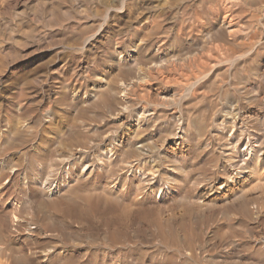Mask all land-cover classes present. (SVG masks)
I'll return each instance as SVG.
<instances>
[{"label": "rangeland", "instance_id": "rangeland-1", "mask_svg": "<svg viewBox=\"0 0 264 264\" xmlns=\"http://www.w3.org/2000/svg\"><path fill=\"white\" fill-rule=\"evenodd\" d=\"M257 7H259V9H257ZM260 9H261V11H260ZM258 11H260V12H258ZM229 12H230V14L227 15ZM259 15H260V17H259ZM225 16H227V17L225 18ZM229 16H231L230 17L231 19L229 18ZM263 16H264V0H0V124H3L7 120H9V121L14 120L15 118H17V119L19 118V120H21L20 121L21 124H24V125H22L23 130H21V134L20 135L16 134L17 136L13 135L14 137L19 136L17 138V140H16V138L11 137L12 138V139H10L11 141L6 143V146L4 145L1 147L2 149H0V151H2V153H0V154H3V152L5 150L9 149L8 151L4 152L6 155L3 154V156H8V154L10 153V155L13 156L12 161L15 162V163L12 162L13 165L15 164V167L17 165H19L16 167L17 168L16 170L18 171V172L17 171L15 172L16 175L15 174H13L12 176L10 175V178L13 177V179H10V181H12V182L9 181L6 184L5 195L3 197L0 196V210L2 209V212H0V217H2L3 215L6 216V215L10 214L11 210L13 209V208H11L12 206H10L8 204L5 205L2 202V201H4L3 200L4 197L8 198L10 196L15 201V204L13 206H15L16 207L15 209L18 210L16 215L20 218L21 222L23 224L28 225L29 227L35 226V229L37 227V229L38 230L40 229V231H42L43 234L46 233L45 236H41V237H38L36 239H33V242H32V240H27L29 242H27L26 240H23L22 243L19 242V244H17V242L15 240H13L14 239L13 235L15 234L14 232H16L18 230L24 231L26 229V226L23 225L24 227H22V226L18 227V228L16 227V230H14L15 227H13V228H11L12 229L11 232L3 231L2 236H4V237H1L0 244H2V246H5L4 250L6 251V253L9 254L11 251L10 249L16 250L18 253H20L21 251H24L27 253L26 255L29 256L28 261L26 263L35 264L38 261L36 259V257H37L36 253H38L40 251H46L48 249L51 250L52 248L57 249V248L63 247V248H66L67 250H69L68 253L70 254V256L76 254V255H74V257L72 256L73 258L72 257L68 258L69 262L67 261L68 260L67 258H65V259L60 258V259H57L58 261L57 260L43 261L40 264H64V263L65 264L66 263L67 264H72V263L73 264H93V263H96V264H109V263L118 264V262H110L113 260L109 261L110 250L108 251V248H106L104 246V242L106 240H105V237L103 236V233L105 230H107V228L104 224H106V220H107L108 216L110 215L109 212L111 211V209L114 208L112 205H114L116 207V209L120 205L119 209L121 211H124L123 210L124 208L122 207L123 205H121L122 204L121 202H119L118 200H115L113 198H110V195L108 196V198L106 197L107 201L114 202L115 204H119V203H121V204H119L117 206L114 203L109 204L106 201V204H108V207H107V205L104 206V204H105L104 199L105 198L102 197V194L100 195V189L98 188L99 183H106L109 181L115 182V179H116L118 182L117 183L118 187L120 188L122 185V187L119 189V195L122 192L121 197L125 198L124 201L125 200L129 201L130 199L132 201V202L129 201L130 202L129 208H131V210L134 212L132 213L131 210L128 208L129 214L132 213L131 216L134 215V218H136V220H139V222L136 221V224L138 223L137 225L134 223L132 225L130 224V228H129V233H130L129 236L130 237L132 236V238H130L132 243L129 247V251L131 250L130 253L132 252V258H134V260H135V258H138V261L140 258L144 260V261L142 260V262H143L142 263V262H140L141 261V259H140L139 263H141V264H146V263L147 264H169V263L170 264H237V262H238V264H264V250H263L264 248H261L260 244L258 243L259 238H261L262 235L264 236V231H262V230H264V198H263L264 196L258 197L259 200L255 204L256 206H253V211L255 210L254 213H255V215H257V217L259 216V219L254 216L253 220H252V218H250V219H248V221L247 220L240 221L241 219H240L237 211L229 209V208L224 210L222 208H219V204H217V207H215L216 209L213 208L212 210H203L204 213L202 212V214H203V215L201 214L202 217L200 216L198 219H196L195 216L193 215L194 211L191 210V207L194 206V202H195L194 199L196 197L195 193L199 189V187L197 188V186L193 185L191 182L188 183L189 182L188 179H187V181L185 179L182 180L184 182L181 181L179 183L178 182L174 183L175 181L171 177L164 176L163 174L161 175V171H159L158 174H155V176H154V179H156L155 181H160L163 184L168 183V187H170V189L171 188L176 189L177 192L175 193L174 197L172 196L171 198L169 197L167 199L166 198L162 199L160 197V193L158 191H154L153 193H150V195L148 192H144V188H143L144 185L142 184L143 183L142 180L140 183V179H139L140 177L136 178L135 175H134V177L133 176L131 177L130 174L132 172L129 169L127 170L128 167L127 168L124 167V166H126V165H124V163L125 162L127 163V160L129 158H130V160H129L130 162L139 158L140 159L139 160V167L142 169L143 176H145V178H150L151 176H153V175H150L149 177H147L145 174L146 172H148V173L152 172V170H150L152 167V162L148 163L149 160L156 162L158 164L159 168H161V169H165V166H166L165 163L162 164V161L159 159L160 155L158 153L147 152L146 148L140 152L141 158L137 154H133V156L135 157L134 159H132L133 156L129 157L128 159H127V157H124V156H120L119 158H117L114 161L116 164H118L117 162H119V163L122 162L121 164H118V168H117V166L114 167V165H115L114 162L111 163V162L106 161L107 162L106 163L105 162L106 159L104 158V156L102 155V152L100 150L102 148V140H103L101 138H103V135H108L109 137L108 136H106V137L108 139H112L118 133V129L116 128V125L112 121V117L115 114L114 112L117 110H115L116 109L115 106L110 105V102H106L110 98H112L111 96L108 95V93L105 92L106 95L103 94L105 96H103L102 94L101 95L99 94L101 92L100 90L102 88L100 90H97L99 93H97L96 90H95V92L90 91V87L94 84L95 85L98 84V82H99L98 78H95V76L96 77H97V75L99 76L102 73V71L103 72H105L106 70L109 71V72H105V73H107L106 74L107 77L110 78L112 76L113 77L115 76V78H117L116 81H119L121 79L125 80V79L121 78L123 76H124V78L127 76L128 78H126V80L130 81V78H134L136 76V74H134L132 71L127 69L129 67L131 68L130 65H132V68H136L137 64L140 65L139 62L142 61L141 67L145 68L147 65L148 59H149V58L147 59V57H151V55L153 56L152 53L155 54L154 57L156 59L157 58L158 59L166 58L165 56H162V55L165 53V51H168V49L170 50L173 48L174 50L173 49L172 50H173L174 54L172 53L173 57L170 58V59H172L171 60L172 62H170L171 64L167 67V68H171V70H169V71L164 70V72L161 75H159L160 77L156 75V77L153 78V80L152 79L149 80V82L151 84L149 82H146V83L140 84V86L136 85V87L134 86L133 88H131L130 91L126 94V96H127V97L125 96L126 100L128 99V102H131L129 104L133 105L132 110H131L133 115L135 113H137L138 111H140L141 105L142 104L144 105V103L146 104V102L149 101L148 99H150V100L153 99V96H154V92H153L154 88L153 87L159 86L162 88H170L171 90H174L177 92L179 91L178 93H181L180 91L183 90V88H184L183 86L187 83V80L194 77L195 73L197 72L196 69L202 68V70L206 69V70H204L205 72L210 73L208 75V77L206 78L205 83H204L205 84L204 85L205 91L208 88H209V90L206 91L207 96L202 99L205 104H206V102L209 103V109L204 110V113H203V110H201V109L199 111H195V109H196L195 106H198V103L193 104L195 102H188V101H183V103H182V106L184 104H185L184 106H187L189 104L191 105V103L194 105V106L189 105L190 107L187 106V108L189 107L188 108L189 110L187 109L188 112L186 111V113L188 114L189 112H192L191 110H194L192 112L193 114L192 113H189V114H190V117H194L198 120V121H196V124L201 126V128H204L202 125H204V126L206 125V122H207L206 120H208L209 119L208 116L210 117L211 115L212 116L209 120L214 118L216 121L218 120L217 122L221 121V119L224 117L223 112L226 111L231 106V101L235 100V99H236V101L239 100L241 102L240 103L238 101L239 104H241L243 107L249 108V110L251 111L249 113V115L251 114V116H252V117H249V119L251 120L249 123H253L254 122L253 119H255V114L258 110L256 107L257 103H253V101L250 100V103L248 104L249 101L245 102V100L242 99V95L240 92L242 91L241 86H243L244 84H245L244 86L247 90H248V88L250 89L253 85H256V82L258 83V81H259V79H258L259 77L257 78V76L255 75L256 71L259 68H261V69L264 68V63H263L264 62V56H263L264 54L262 55V53L264 52L263 51L264 50L263 49L264 48L263 47V45H264V36H263L264 35V28H263L264 27L263 26L264 25V19H263ZM218 18H220V19H218ZM222 18H224V19H222ZM232 19H234V20L232 21ZM248 19H250V20H248ZM215 20H217V21H215ZM224 20L226 22H228V24H231L230 28L232 27L231 29H233L229 33L226 32V27H227V30H229L228 29L229 25L224 24L223 26H221V24L223 23ZM257 21H259V22H257ZM238 23H240V24H238ZM256 24H257V26H256ZM243 25H245V26H243ZM237 27H239V29H237ZM217 30H219V31H217ZM237 30H239V31H237ZM244 32H247L246 35H244L245 34ZM230 33H231V35H230ZM254 33H256V34H254ZM246 36H247V38H246ZM228 37H230V38H228ZM219 39H221V40H219ZM226 40H227V42H226ZM238 40H239V42H238ZM257 43H259V44H257ZM134 44L135 45L136 44H139V45L143 44L141 48L142 49L145 48V50H141V48L138 50L140 52L142 51L141 52L142 55H141V53H139V52L138 53H139V58L142 57L143 60L141 58L139 60V58H138V60L134 63L128 62V63H125V65L124 64L118 65V63H116V61H114L117 58V56L119 55L116 53L118 51H121V50L133 51L131 48H133L132 46H134ZM169 47H171V48H169ZM128 48H130V49H128ZM146 48H149V49H146ZM166 48H168V49H166ZM259 48L262 50V53L260 54V56H259V53H260ZM146 50H147V52H146ZM143 51H145L146 53L145 52L143 53ZM176 54L177 55L179 54V56H181V54H182L181 58L179 56H177ZM159 55H161V56H159ZM185 55H187V56L189 55L191 58L189 56L186 57ZM255 55H257V56H255ZM233 56H235V57H233ZM236 56H239V57H237L236 61L232 62L233 60H231V58L232 59L236 58ZM192 58H194V62H193ZM240 58H242V59H240ZM260 58H261V60H260ZM181 59H183V60H181ZM191 59H192V61H191ZM176 60L178 62H176ZM182 61L183 62L185 61L184 62L185 64H183ZM255 61H257V62H255ZM189 62H191L192 64ZM186 63L189 67L186 65ZM255 63L258 65H256ZM126 64L129 66H127ZM144 64H146V65H144ZM175 64H176V66H175ZM189 64H191V66ZM259 64H261V65L259 66ZM120 65H123V66L121 67ZM184 65H186V66H184ZM253 65H256V66L254 67ZM250 66H251V68L253 67L252 68L253 70H251L249 68ZM118 67H120L121 69L125 68V70L127 69L129 71V73L130 72L131 73L129 74L128 71L127 70L125 71L124 69H123L124 72L122 70L120 71L119 70L120 68L118 69ZM177 68L179 69V73H178ZM192 68L194 69V73L192 71ZM236 68H249L248 69L249 71H247V74L250 77L248 76L247 80L244 79L246 76L244 75L242 69H239L238 72H236ZM223 69H225L226 71ZM181 70L184 72H182ZM185 70H186V72H185ZM187 70L189 71V73ZM115 71H119V72L115 73ZM165 71L168 74H166ZM170 71H172V72H170ZM121 72H122V74H121L122 76L120 75ZM126 72L129 75H127ZM174 72H175V74H174ZM213 72L214 73L217 72V75L214 74ZM184 73H187V74L185 75ZM192 73L194 75H192ZM223 73H224V75H223ZM258 73L259 72L257 71V75H258ZM116 74H118V77ZM183 74H184V76H183ZM187 75H189L188 79L185 77ZM176 76H178L179 78H177ZM181 76H183L185 78L182 77V79L180 80ZM163 77H166L165 80L163 81V83H165V84L160 82L161 78H163ZM169 77H172V78L176 77L177 81H176V78L173 79V81L177 82L176 83L177 85L175 83H173V81L171 82L170 81L171 78H169ZM240 77H242V78H240ZM212 79H213V81L211 82ZM242 79H243V81H242ZM97 80H98V82H96ZM154 80H156V81H154ZM178 81L179 82L181 81L180 82L181 84H178L179 83ZM248 81L249 82L251 81V82L248 83ZM166 82H170V83H168L169 86L167 85ZM183 82H184V84H182ZM171 84H172V86H171ZM213 84H216L217 87H216V85H215V87H213L214 86ZM227 84H229V85H227ZM241 84H243V85H241ZM210 85H211V87H210ZM137 86H138V88H137ZM207 86H209V87L207 88ZM223 87L225 88V90ZM134 88L136 90H134ZM213 88L217 89V90H213ZM137 89H139V91ZM141 89H144V90H141ZM140 90H141V92H140ZM210 91H211V93H210ZM73 93L76 94L77 96L74 95ZM78 93H79V95H78ZM145 93H147V94H145ZM225 93L227 94L226 97H225V95H226ZM66 94H68L69 97L66 96ZM70 94H72L73 96ZM219 94H221V95H219ZM222 94H224V96ZM141 95H142V97H141ZM81 96H82L83 100L81 99ZM143 96H145V97H143ZM146 97H148V98H146ZM207 97H208V99H207ZM210 97L212 99H210ZM217 97L219 98L218 99L219 101L217 100ZM67 98H69V99H67ZM107 98H108V100H107ZM129 98H131V99L133 98L134 101H133V99H132V101H130ZM142 98H144V99H142ZM222 99H223V102L225 101L224 103L221 102ZM70 100H71V102L72 101L73 102L70 103ZM141 100H143V101H141ZM205 100H206V102H205ZM74 101L76 102V104ZM187 102L189 104H187ZM202 103L200 102V104H202ZM216 104H217V106H216ZM137 105H139V106L136 107ZM79 106H81V107H79ZM17 107H20V108H17ZM102 107L103 108L105 107V109H102ZM110 107H112V108H110ZM130 107H131V105H130ZM191 107H192V109H191ZM193 107H194V109H193ZM198 107L202 108V107H204V104H202ZM80 108H83L84 111H82V109H80ZM111 109L113 111L114 110L115 111L112 112ZM129 109H131V108H129ZM134 110H135V112H134ZM81 112H82V114H81ZM199 112L202 113V115ZM210 112L213 114H211ZM198 113H199V115H198ZM208 113H209V115H208ZM161 114L162 113L159 114L160 117L158 116V114L154 115L155 117L154 116L147 117L148 119L151 117L149 120L147 119L145 121V122H148V124L151 123V121L155 122V123L157 121L156 124H154V123L149 124V128H150L149 133L150 134L157 135L159 132L162 133L166 129V127L173 128V126H176V124H175L176 121H175V119H172L173 117L171 115L168 114V115L163 116ZM18 115H19V117H17ZM110 115H112V116H110ZM200 115H201V117H200ZM6 116L7 117L10 116V118H6ZM44 116L48 120L45 119ZM202 116L204 117V119ZM12 117L13 118L15 117V118L13 119ZM41 117L45 121L43 119H41ZM49 118L50 119L52 118V119L49 120ZM155 118L157 120H155ZM201 118L204 121H202ZM143 119H145V118L143 117ZM153 119L155 121H153ZM255 121H256V119H255ZM37 122H39V123H37ZM47 122H48V124H47ZM197 122L201 123V125ZM221 122L219 125L223 129H225L224 130L225 136H224L223 142H222L223 145H221V146L227 147L229 145V142L231 141V139L229 138V133H231L230 130H231L232 126L230 127L229 124H222ZM40 123H41V126H40ZM25 124L27 126H25ZM57 125H59V126H57ZM28 126H30V129L28 128ZM43 126H45L44 128H46L45 133H44V131H42ZM56 126L59 129H61L60 134H59V132L57 133L58 129ZM62 126H63V128H62ZM24 127L29 129V130L25 129ZM62 129H64V130H62ZM151 129H152V131H151ZM238 129H239L238 126H235V130H238ZM52 131H53V133H52ZM146 131H148V130H146ZM226 134L228 137L226 136ZM23 136H24V138H23ZM20 137H22V138H20ZM226 138H227V140H226ZM28 139H30V140H28ZM12 142H13V145H12ZM63 142H64V145H63ZM9 143H11L10 146H9ZM61 145H63V146L61 147ZM65 145H67V146H65ZM74 146L76 148L81 149L84 152V155L86 157L85 159L89 158L87 160L91 163L92 166H95V167H93L90 175L86 178L84 176L82 178V180L80 179V182L75 181L76 184L72 183V185L70 186L71 188L68 187V188H65V190H62L64 192L61 191L60 194L55 197L57 199H55L53 197L51 200L50 199L48 200L50 202L53 201L51 203L56 202V201H54V199L57 200L56 203L61 202L60 204L58 203L57 206L55 204L52 207V204L50 205V203L46 202V205L48 204L47 205L48 207L45 206V208L43 207L41 209L37 206H34L35 205L34 203L31 205L32 208L23 207L22 206V200H21V192L19 191L20 181H18L19 179L22 178L21 174L24 172L23 173L24 176H28V177L36 176L39 168L41 167V164L43 163V162L41 163V160H42L41 157H43L42 156L43 153L49 154L50 153L48 151L49 149L51 151L52 156L55 152H57L56 153L57 156L63 155V152L65 153L66 156H69L71 154L72 150L75 149ZM84 146H86V147H84ZM5 147H7V148H5ZM10 147L11 148L13 147L12 148L13 150L10 149ZM35 147H36V149H35ZM43 147L49 148V149L45 150V148H44V150H43ZM39 148H41V150ZM61 148H62V150L64 149L63 152H62ZM70 148H71V151L69 152ZM14 150L16 151V153ZM57 150L60 151V154H58L59 152ZM213 150L210 151V153H213V154H211L212 159H211V157H209L210 159H207L205 157L202 158L201 163H203V160H205L204 164L205 165L207 164V166L204 165V167H203L204 169L202 168V170H206V171H204L205 174L201 175V177L204 175L203 176L204 180H203V178H201L202 181H204V183H207L208 181L210 182V180H211L210 179L211 178L210 172H212V173H220V172L224 173V171H220V169L222 170V168L220 166V162H222V161L225 162L226 157L223 156L224 154L222 153L220 148H216ZM232 153H234V152H232ZM56 155L54 154V156H56ZM213 155H215L216 158H214ZM216 155H218V156H216ZM34 157H36V158H34ZM39 157L41 158V160ZM100 157H101V159H100ZM217 157H219V158H217ZM124 158H126V160ZM98 159L100 161H98ZM215 159H219V160H215ZM16 160L18 161V164H16L17 163ZM87 160L81 161L83 163H81V162L80 163L76 162L77 164L75 163L76 167L78 168L77 169L78 171H79V168L81 170L83 169L84 162ZM210 160L212 163L210 162ZM212 160H214V161H212ZM206 161H208L209 163ZM215 161H217V162H215ZM147 163H148V165H147ZM210 163L212 164V166ZM213 163L214 164L216 163V164L213 165ZM109 164H110V166H109ZM149 164H151V165H149ZM209 164H210V166H209ZM64 165L61 166V170L59 171L60 173L59 172L57 173V177L54 180H57V178L61 177V175L62 176L65 175V173H66L65 170H67V171L70 170L69 165H66V164H64ZM111 165H113V167ZM217 165H218V169H215V167ZM121 166L124 167L123 168L124 171L121 168ZM101 167H103V168H101ZM110 167H111V170H112V168L114 170L113 174H112L113 170L111 171ZM149 167H150V169H149ZM115 168H117L118 170L117 169L115 170ZM213 169H215V170H213ZM81 170H80V172H81ZM121 171H122V173H121ZM27 173H28V175H27ZM137 173H139V172H137ZM122 175H123V178H122ZM126 175L128 176L127 177L128 179L124 178ZM205 175H207V177ZM109 177L110 178L112 177V179H110ZM164 177H166V178H164ZM168 177H169V179H167ZM104 178L105 179L108 178L107 179L108 181L105 180ZM83 179H84V181H83ZM131 179L134 181H132ZM165 179H166V181H165ZM119 181H120V183H119ZM131 181L134 183V185ZM77 183H78V186H77ZM135 183H137L136 186H135ZM171 184H173V185L169 186ZM12 185H14V186H12ZM79 185H81V187H79ZM87 185H88V187H87ZM128 185L130 187H128ZM74 186H77V187H74ZM92 186L95 188H93ZM72 187H74V188H72ZM184 187H186V188L189 187L190 189L189 190H188V188L184 189ZM194 187H196V188H194ZM75 188H76V190H75ZM82 188H84V190L86 192ZM191 188L193 189V191ZM10 189H12V191ZM17 190H18V193L20 195L17 193ZM72 190L74 193L73 195H72V193H70ZM77 190L79 192L81 190V192L79 193ZM87 190H90V191L87 192ZM96 190H98V192H96ZM182 190L183 191L185 190V193H183ZM7 191L9 193H11L12 196ZM82 191L85 194L84 196H83ZM135 191H137V192H135ZM128 192L130 195L128 194ZM76 194L78 195V197ZM138 194H142V195H138ZM97 195H98V197L96 198ZM132 195L134 197H132ZM176 195L178 198L176 197ZM61 196L64 197V198L62 197V199L64 201L67 200L72 205H70L68 202H67L68 204H66V202L64 203L63 200H61V198L59 199V197H61ZM80 196H81V198H79ZM143 196H145V198H143ZM184 196H185V199H184ZM91 197H93V198H91ZM135 197L137 198V200L139 198V200L137 201ZM180 197L182 199H180ZM100 198L101 199L103 198V199L101 200ZM109 198H110V200H108ZM85 199H88L89 201H87ZM154 199H157V200L154 201ZM160 199H161V201H160ZM173 199H174V201H173ZM177 199H178V201H177ZM189 199H191V200H189ZM99 200H101L104 203V204H102V202L100 201L101 202L100 204L102 207L99 205V203L96 204L97 201H99ZM72 201H73V203L75 202L74 207H75L76 203L77 204L79 203V204L76 205V207L74 208L73 203H71ZM144 202H147V204ZM186 202H189L190 204H188ZM19 203H21V204H19ZM61 204H63V205L61 206ZM65 204H66V206H65ZM154 204H156L155 207H154ZM67 205H68V207H67ZM91 205H93V206L91 207ZM140 205H143V207L141 206V208H140ZM151 205H153V206H151ZM54 206H56V208H54ZM70 206H71V208H69ZM103 206L106 210L103 208ZM145 206L148 209L152 208V210L151 209L148 210L145 208L146 210L141 213V211L144 209ZM148 206L149 207L151 206V207L149 208ZM22 207H23V209H22ZM65 207L69 208L73 214H71L69 209H64ZM121 207H122V209H121ZM153 207L156 208V211L159 210L157 212V214H156V211L154 210ZM90 208L92 210L93 209H96V210H93V212H92V210ZM139 208H140V210L141 209L142 210L140 211ZM160 208H161V210H160ZM165 208L168 210H165V212H164ZM258 208H260L259 209L260 211L258 210ZM89 209L91 210V212ZM102 209H104V210H102ZM188 209H190V210H188ZM39 210H42V211L39 212ZM81 210L84 212H78ZM99 210L102 213H100ZM170 210H172L173 212ZM213 210H214V212H213ZM75 211L77 213H79V215ZM94 211H96V213ZM147 211L148 212L153 211V214H152V212L148 213ZM209 211H210V213H209ZM257 211H259V212H257ZM86 212L87 213L90 212V213L88 215H86V214H84ZM103 212H105L104 213L105 216L101 215V214H103ZM106 212H107V215H106ZM226 212L227 213L230 212L229 213L230 216ZM68 213H70V214H68ZM98 213H100V214H98ZM146 213H148V214H146ZM212 213H214V215ZM75 214H77L78 216H76ZM173 214H175L174 217H171L170 215H173ZM190 214H191V216H190ZM215 214H216V216H215ZM232 214L234 217L231 216ZM235 214H237V215H235ZM99 215H100V217H99ZM153 215H155L154 218H153ZM5 216H3L2 219H4ZM158 216H162V217L159 218ZM163 216H165V217H163ZM205 216L207 219H205ZM217 216H218V218H217ZM222 217H224V218H222ZM235 217H236V219H235ZM260 217H261V219H260ZM144 218L148 219L146 222H149V221L154 220V219L157 220L159 218L157 221L160 224L157 223V221L156 222L152 221V223L149 222V224L151 223V225H149L148 223L144 222L145 221ZM160 219H162V220H160ZM163 219H165L166 221H163ZM222 219H224V220H222ZM233 219H234V221H233ZM25 220H27V221L25 222ZM205 220H206V222H205ZM250 220H251V224H250ZM2 221H0V222H2ZM162 221H163V223H162ZM198 221H199V223L201 221H204V222H201L199 224ZM208 221L211 223L212 222H214V223L210 224L211 225L210 226ZM230 221H232V222H230ZM261 221H262V223H260ZM143 222L146 224H144ZM239 222H241L243 224H241ZM139 223H140V225H139ZM161 223L163 225H161ZM171 223H173V224H171ZM2 225L3 224L0 223V229L2 228ZM156 225H158V226H156ZM169 225L171 227H169ZM251 226H253V227H251ZM146 227H147V229H146ZM176 227H178V228H176ZM41 228H43V229H41ZM154 228H157V229L153 230ZM248 228H249V231L247 230ZM69 229H71V230L77 229V232L69 234ZM162 229H163V232H162ZM169 229H170V231H172L173 236L175 235V237H173V240H171L172 243L171 242L169 243V247L166 248L164 246V244L162 243L161 239L163 240L168 236V231H166V230H169ZM178 229L182 230L183 232L179 231ZM52 230H54L53 233H50V231L52 232ZM60 230H62V231L60 232ZM152 231H154V232H152ZM86 232L87 233L90 232V233L87 234ZM76 233H78V234H76ZM96 233H98V235H96ZM105 233L107 234L106 231H105ZM133 233H134V235H133ZM207 233H208V236H207ZM9 234H10V236H9ZM60 234H62L63 236L61 237ZM162 234H164V235H162ZM86 235H88V237ZM91 235H93V236H91ZM156 235H157L158 239L156 238ZM177 235H178V237H177ZM70 236H71V238H70ZM73 236H75L76 238ZM212 236H213V239H212ZM77 237H78V239H77ZM214 237H215V239H214ZM4 238L6 241H4ZM102 238H103V240H102ZM135 238H136V240H134ZM139 238H141V239L139 240ZM239 238H241V239H239ZM154 239H156L157 242H155ZM159 239H160V242L158 241ZM222 239H223L224 243H223ZM224 239H227V241ZM229 239H230L231 243L229 242ZM63 240H65V241L63 242ZM233 240H235V242ZM2 241H4V242H2ZM12 241H13L14 245L12 244ZM175 241H176V245H175ZM5 242L7 243V245H5L6 244ZM68 242H69V244H68ZM225 242H226V244H225ZM9 243H11L10 247H9ZM186 243H188V244H186ZM21 244L23 246H21ZM220 244H222V246ZM251 244H253L255 247ZM52 245H53V247L51 248ZM249 245H250V247H249ZM12 246H14L15 248ZM26 246L27 247L29 246V248H27ZM146 246H147V248H146ZM171 246H173V247H171ZM16 247H17V249H16ZM172 248L173 249L175 248L176 250L175 249L173 250ZM251 248H252L253 252H252ZM147 250H149V251L151 250L152 252L153 251L154 252H153V254L151 252V254H152L151 255L150 252H148ZM186 250H189V252H190L188 254V256L184 254ZM257 250L259 251V253ZM178 251L182 257L179 255ZM139 252H140V254H139ZM141 252L144 254H141ZM173 252H174V254H173ZM102 253H105V254H102ZM138 254H139V256H138ZM175 254H176V258H175ZM143 255H144V257H143ZM224 255H225V257H224ZM104 256H105V258H104ZM152 256H153V258H152ZM164 256H165V258H164ZM167 256L168 257L170 256V257L168 258ZM158 257L160 259H158ZM173 257H174V259H173ZM177 257L178 258L180 257V258L178 259ZM258 258H259V260H258ZM3 259H5L4 256L0 257V261L4 262L5 260H3ZM76 259L77 260L79 259V261H77ZM97 259H98V261H97ZM162 259H163V261H162ZM165 259H167V260L165 261ZM74 261H75V263H74ZM86 261H87V263H86ZM155 261H156V263H155ZM159 261L160 262L162 261V262L159 263Z\"/></svg>", "mask_w": 264, "mask_h": 264}, {"label": "bare ground", "instance_id": "bare-ground-1", "mask_svg": "<svg viewBox=\"0 0 264 264\" xmlns=\"http://www.w3.org/2000/svg\"><path fill=\"white\" fill-rule=\"evenodd\" d=\"M260 7V6H259ZM259 7H257V9H259ZM226 8V7H225ZM260 11H261V9H260ZM260 11H258V12H260ZM226 12V11H225ZM263 12V11H262ZM255 13V12H254ZM107 14V13H106ZM230 14V12L227 14V15H229ZM259 14V13H258ZM257 14V15H258ZM226 15V14H225ZM222 17V16H221ZM224 17V16H223ZM227 16H225V18H226ZM231 16H229V18H230ZM259 17H260V15H259ZM258 17V18H259ZM262 17V16H261ZM235 18V17H234ZM218 19H220V18H218ZM222 19H224V18H222ZM221 19V20H222ZM231 19V18H230ZM261 19V18H260ZM263 19H264V16H263ZM234 19H232V21H233ZM248 20H250V19H248ZM215 21H217V20H215ZM256 21V20H255ZM260 21V20H259ZM259 21H257V22H259ZM263 21V20H262ZM222 22V21H221ZM256 22V23H257ZM231 23V22H230ZM224 24H227V25H229V27H228V29L229 30H227V27H226V32H231L233 29H231L230 28V25L231 24H228V22H226L225 20L223 21V23L221 24V26H223ZM238 24H240V23H238ZM217 25V24H216ZM261 25V24H260ZM219 26V25H218ZM243 26H245V25H243ZM256 26H257V24H256ZM264 26V25H263ZM225 27V26H224ZM102 28V27H101ZM264 28V27H263ZM218 29V28H217ZM237 29H239V27H237ZM242 30V29H241ZM261 30V29H260ZM217 31H219V30H217ZM216 31V32H217ZM237 31H239V30H237ZM255 31V30H254ZM253 32V31H252ZM261 32V31H260ZM245 34L244 35H246V33L247 32H244ZM257 33V32H256ZM256 33H254V34H256ZM260 34V33H259ZM230 35H231V33H230ZM242 35V34H241ZM229 36V35H228ZM260 36V35H259ZM264 36V35H263ZM223 37V36H222ZM233 37V36H232ZM220 38V37H219ZM228 38H230V37H228ZM246 38H247V36H246ZM252 38V37H251ZM263 39V38H262ZM219 40H221V39H219ZM245 40V39H244ZM259 40V39H258ZM223 41V40H222ZM247 41V40H246ZM226 42H227V40H226ZM233 42V41H232ZM238 42H239V40H238ZM257 42V41H256ZM252 44V43H251ZM257 44H259V43H257ZM263 44V43H262ZM143 45V44H142ZM142 45H139V44H134V46H132L133 48H131L133 51H131V50H129V51H124V50H121V51H118L116 54H119L118 56H117V58L114 60V61H116V63H118V65L119 64H124L125 65V63H128V62H132V63H134V62H136L137 60H138V58H139V53H141L140 51H138L141 47H142ZM255 45V44H254ZM253 46V45H252ZM257 46V45H256ZM260 47V46H259ZM263 47H264V45H263ZM130 48H128V49H130ZM144 48V47H143ZM169 48H171V47H169ZM255 48V47H254ZM146 49H149V48H146ZM159 49V48H158ZM166 49H168V48H166ZM173 49V48H172ZM172 49H168V51H165V53L162 55V56H165L166 58H160V59H156L154 56H155V54L154 53H152L153 54V56L151 55V57H147V59H148V62H147V65L146 64H144V65H146V67L145 68H142L141 67V63H142V61H138L139 63H140V65H138L137 64V67L136 68H132V65H130L131 66V68L129 67V68H127L128 70H130V71H132L134 74H136V76L134 77V78H130V81H128V80H126V78H128L127 76L124 78V76L123 77H121V78H123V79H125V80H119V81H116V79L117 78H115V76L113 77H107V73H105V72H109V71H105V72H103L102 71V73L98 76L97 75V77L95 76V78H98V80H99V82H98V80L96 81V82H98V84H94V85H92L91 87H90V91L91 92H95V90H96V92L97 93H99L97 90H100L101 88V92L99 93L100 95L102 94H105V92L106 93H108V95L109 96H111L112 98H110L109 100H108V98H107V100L108 101H106V102H110V105L112 106H115L116 107V109L115 110H117V111H113L112 109V112H114L115 114L113 115V117H112V121L114 122V124L116 125V128L118 129V133L114 136V138H112V139H108L106 136H108V135H103V138H101V139H103L102 140V148L100 149L101 150V152H102V155L104 156V158L106 159L105 160V162L106 161H108V162H111V163H113L117 158H119L120 156H124V157H127V159L129 158V157H132L133 156V154H137L138 156H140V152L143 150V149H145L146 148V151L147 152H151V153H154V152H156V153H158L160 156H159V159L162 161V164L163 163H165V169H161V168H159V166H158V164L156 163V162H154V161H151V160H149L148 161V163L149 162H152V167H151V169H150V167H149V169L150 170H152V172L151 173H148V172H146L145 174H146V176L147 177H149L150 175H153V176H151L150 178H145V176H143V171H142V169L139 167V158L138 159H135V160H133V161H129L130 160V158L127 160V163L125 164L124 163V165H126V166H124V167H128L127 168V170L129 169L132 173L130 174L131 175V177L133 176L134 177V175H135V177L137 178V177H140L139 179H140V183H141V180H142V184L144 185V192H148L149 193V195H150V193H153L154 191H158L159 193H160V197L163 199V198H171L172 196L174 197V195H175V193L177 192V190L176 189H174V188H171L170 189V187H168V183L167 184H163L162 182H160V181H155L156 179H154V176H155V174H158V172L159 171H161V175L163 174L164 176H169V177H171L174 181V183H176V182H181L182 180H186L187 181V179H188V183H192L193 185H195V186H197V188L199 187V189L196 191V193H195V202H194V206H192L191 207V210L192 211H194V213H193V215L195 216V218L196 219H198L200 216H201V214H202V212L204 213V211L203 210H212L213 208H215V207H217V204H219V208H222V209H224V210H226L227 208H229V209H232V210H235V211H237L238 212V214H239V217H240V221H244V220H247L248 221V219H250V218H252V220H253V218H254V216L255 217H257V215H255V213H254V211H253V206H256L255 204L257 203V201L259 200V198L258 197H261V196H264V68L263 69H261V68H259L257 71L259 72L258 73V75H257V71H256V76H257V78L259 79V81H258V83L256 82V85H253L250 89L248 88V90L245 88V84L243 85V84H241V85H243V86H241L242 87V91L240 92L241 93V95H242V99H244L245 100V102L247 101H249L248 102V104L250 103V100H252L253 101V103H257V112H256V114H255V119H256V121H255V119H253L254 120V122L253 123H249L251 120L249 119V117H252L251 116V114L249 115V113L251 112L250 110H249V108H245V107H243L241 104H239V102L238 101H236V99L235 100H232L231 101V106L226 110V111H224L223 113V115H224V117L221 119V121H219V122H217L213 117V119H211V120H209L210 118H211V114H213V113H211L210 115V117L208 116V120H206L207 122H206V125L204 126V125H202L204 128H201V126H199L198 124H196V121H198L196 118H194V117H190V114L189 113H192L194 110H191L192 112H189L188 114L186 113V111H187V109L190 107V106H192L193 104H196V103H198V106H200V105H202V104H204V107H202V108H200V107H198V106H195L196 107V109H195V111H199L200 109L201 110H203V113H204V110H208L209 109V103L208 102H206V100H205V102H206V104L203 102V98H205L206 96H207V90H209V86H207V90L205 91V80H206V78L208 77V75L210 74V73H207V72H205L204 70H206V69H204V70H202V68H197L196 69V73H195V75L193 74L194 73V69L192 68V71H193V73H192V75H194V77L193 78H191V79H188V76L189 75H187V76H185L187 79V83L183 86L184 88H183V90L182 91H180L181 93H178L177 91H174V90H171L170 88H162V87H159V86H156V87H153L154 89V96H153V99H148L149 101H147L146 102V104L144 103V105L142 104H140L141 105V109H140V111H138L137 113H135L134 115H133V113H132V104H129V103H131V102H128V99L126 100V98H125V96H126V94L130 91V89L131 88H133L134 86L136 87V85H139L140 86V84H142V83H146V82H149V80H153V78H155L156 77V75L157 76H159V75H161L163 72H164V70H167V71H169V70H171V68H167L171 63L170 62H172L171 60L172 59H170V58H172L173 57V50ZM260 49V48H259ZM264 49V48H263ZM141 50H145V48L144 49H142L141 48ZM176 50V49H175ZM261 50V49H260ZM259 50V56H260V54L262 53V50L260 51ZM238 51V50H237ZM253 51V50H252ZM264 51V50H263ZM139 52V53H138ZM145 51H143V53H144ZM146 52H147V50H146ZM145 52V53H146ZM182 52V51H181ZM241 52V51H240ZM245 52V51H244ZM173 53V54H172ZM176 53V52H175ZM187 53V52H186ZM242 53V52H241ZM247 53V52H246ZM236 54V53H235ZM257 54V53H256ZM264 54V52L262 53V55ZM141 55H142V53H141ZM144 55V54H143ZM146 55V54H145ZM177 55V54H176ZM244 55V54H243ZM258 55V54H257ZM257 55H255V56H257ZM261 55V56H262ZM159 56H161V55H159ZM177 56H179V54L177 55ZM176 56V57H177ZM181 56H182V54H181ZM181 56H179L180 58H181ZM186 57H188L187 55H185ZM241 56V55H240ZM264 56V55H263ZM184 57V56H183ZM185 57V58H186ZM190 57V56H189ZM233 57H235V56H233ZM237 57H239V56H236V58H231V60H233L232 62H234V61H236V59H237ZM242 57V56H241ZM142 60H143V58L142 57H140ZM140 58H139V60H140ZM191 58V57H190ZM189 58V59H190ZM258 58V57H257ZM263 58V57H262ZM112 59V58H111ZM188 59V58H187ZM193 59V62H194V58H192ZM192 59H191V61H192ZM240 59H242V58H240ZM181 60H183V59H181ZM260 60H261V58H260ZM145 61V60H144ZM187 61V60H186ZM190 61V60H189ZM251 61V60H250ZM249 61V62H250ZM253 61V60H252ZM137 62V63H138ZM176 62H178L177 60H176ZM183 62V61H182ZM185 62V61H184ZM183 62V64H185ZM188 62V61H187ZM254 62V61H253ZM252 62V63H253ZM255 62H257V61H255ZM144 63V62H143ZM189 63H191V62H189ZM229 63V62H228ZM243 63V62H242ZM264 63V62H263ZM131 64V63H130ZM136 64V63H135ZM177 64V63H176ZM176 64H175V66H176ZM192 64V63H191ZM191 64H189L190 66H191ZM233 64V63H232ZM254 64V63H253ZM256 64V63H255ZM114 65V64H113ZM116 65V64H115ZM117 65V66H118ZM127 65V64H126ZM186 65H187V63H186ZM186 65H184V66H186ZM243 65V64H242ZM256 65H258V64H256ZM256 65H253L254 67L256 66ZM261 64H259V66H260ZM116 66V67H117ZM121 67L123 66V65H120ZM127 66H129V65H127ZM135 66V65H134ZM133 66V67H134ZM188 66V65H187ZM232 66V65H231ZM230 66V67H231ZM258 66V67H259ZM171 67V66H170ZM189 67V66H188ZM234 67V66H233ZM120 67H118V69H119ZM251 70H253L252 68H251V66L249 67ZM249 68H236V72H238V70L239 69H242V71H243V73H244V75L246 76L244 79H246L247 80V78H248V74H247V71H249L248 69ZM110 69V68H109ZM108 69V70H109ZM114 69V68H113ZM124 70H125V68H123ZM123 69H119L120 71L122 70L123 71ZM126 69V70H127ZM181 69V68H180ZM189 69V68H188ZM229 69V68H228ZM232 69V68H231ZM102 70V69H101ZM116 70V69H115ZM125 70V71H126ZM127 70V71H128ZM177 70H178V73H179V69L177 68ZM223 70H225V69H223ZM250 70V71H251ZM182 71V70H181ZM188 71V70H187ZM214 71V70H213ZM226 71V70H225ZM116 72H119V71H115V73ZM124 72V71H123ZM166 72V71H165ZM170 72H172V71H170ZM182 72H184V71H182ZM185 72H186V70H185ZM191 72V71H190ZM210 72V71H209ZM112 73V72H111ZM128 73H129V71H128ZM131 73V72H130ZM129 73V74H130ZM188 73H189V71H188ZM214 73V72H213ZM230 73V72H229ZM254 73V72H253ZM119 74V73H118ZM118 74H116L117 75V77H118ZM122 74V72L120 73V75ZM125 74V73H124ZM126 74H127V72H126ZM125 74V75H126ZM129 74H127V75H129ZM166 74H168L167 72H166ZM174 74H175V72H174ZM182 74V73H181ZM180 74V75H181ZM185 75L187 74V73H184ZM184 74H183V76H184ZM191 74V73H190ZM212 74V73H211ZM214 74H216L217 75V72L216 73H214ZM114 75V74H113ZM155 75V76H154ZM177 75V74H176ZM213 75V74H212ZM223 75H224V73H223ZM122 76V75H121ZM132 76V75H131ZM167 76V75H166ZM172 76V75H171ZM179 76V75H178ZM178 76H176L177 78H179ZM183 76H181V78H180V80L182 79V77ZM211 76V75H210ZM214 76V75H213ZM229 76V75H228ZM235 76V75H234ZM255 76V77H256ZM120 77V76H119ZM130 77V76H129ZM160 77V76H159ZM176 77H174V78H172V77H169V78H171V82L173 81V79H175ZM185 77H183V78H185ZM212 77V76H211ZM215 77V76H214ZM230 77V76H229ZM237 77V76H236ZM250 77V76H249ZM254 77V76H253ZM165 78L166 77H163V78H161V80H160V82L161 83H163V81L165 80ZM177 78H176V81H177ZM190 78V77H189ZM213 78V77H212ZM240 78H242V77H240ZM93 79V78H92ZM160 79V78H159ZM158 79V80H159ZM209 79V78H208ZM228 79V78H227ZM179 80V79H178ZM210 80V79H209ZM223 80V79H222ZM231 80V79H230ZM251 80V79H250ZM257 80V79H256ZM92 81V80H91ZM154 81H156V80H154ZM208 81V80H207ZM206 81V82H207ZM213 81V79L211 80V82ZM240 81V80H239ZM242 81H243V79H242ZM152 82V81H151ZM158 82V81H157ZM156 82V83H157ZM179 82V81H178ZM181 82V81H180ZM178 83V84H181V83ZM210 82V83H211ZM227 82V81H226ZM247 82V81H246ZM251 82V81H250ZM249 81H248V83H250ZM150 83V82H149ZM153 83V82H152ZM167 83V85H168V83H170V82H166ZM173 83H177V82H175V81H173ZM229 83V82H228ZM151 84V83H150ZM154 84V83H153ZM152 84V85H153ZM160 84V83H159ZM163 84H165V83H163ZM182 84H184V82L182 83ZM209 84V83H208ZM219 84V83H218ZM233 84V83H232ZM148 85V84H147ZM146 85V86H147ZM162 85V84H161ZM177 85V84H176ZM175 85V86H176ZM214 86L213 87H215V85L216 84H213ZM225 85V84H224ZM227 85H229V84H227ZM163 86V85H162ZM165 86V85H164ZM169 86V85H168ZM171 86H172V84H171ZM150 87V86H149ZM166 87V86H165ZM180 87V86H179ZM210 87H211V85H210ZM216 87H217V85H216ZM250 87V86H249ZM137 88H138V86H137ZM144 88V87H143ZM222 88V87H221ZM224 88V87H223ZM229 88V87H228ZM238 88V87H237ZM147 89V88H146ZM151 89V88H150ZM175 89V88H174ZM231 89V88H230ZM133 90V89H132ZM131 90V91H132ZM134 90H136L135 88H134ZM138 91H139V89H137ZM141 90H144V89H141ZM141 90H140V92H141ZM148 90V89H147ZM212 90V89H211ZM213 90H217V89H214L213 88ZM224 90H225V88H224ZM75 91V90H74ZM230 91V90H229ZM79 92V91H78ZM146 92V91H145ZM209 92V91H208ZM215 92V91H214ZM220 92V91H219ZM227 92V91H226ZM69 93V92H68ZM72 93V92H71ZM80 93V92H79ZM79 93H78V95H79ZM135 93V92H134ZM144 93V92H143ZM210 93H211V91H210ZM74 94V93H73ZM86 94V93H85ZM145 94H147V93H145ZM144 94V95H145ZM150 94V93H149ZM148 94V95H149ZM152 94V93H151ZM213 94V93H212ZM226 94V93H225ZM70 95H72V94H70ZM74 95H76V94H74ZM96 95V94H95ZM98 95V94H97ZM106 95V94H105ZM105 95H103V96H105ZM215 95V94H214ZM219 95H221V94H219ZM218 95V96H219ZM223 96H224V94H222ZM66 96H68L69 97V95L68 94H66ZM73 96V95H72ZM77 96V95H76ZM87 96V95H86ZM210 96V95H209ZM227 96V94L225 95V97ZM75 97V96H74ZM89 97V96H88ZM127 97V96H126ZM130 97V96H129ZM141 97H142V95H141ZM143 97H145V96H143ZM149 97V96H148ZM148 97H146V98H148ZM216 97V96H215ZM238 97V96H237ZM66 98V97H65ZM102 98V97H101ZM152 98V97H151ZM228 98V97H227ZM67 99H69V98H67ZM66 99V100H67ZM80 99V98H79ZM81 99H82V96H81ZM130 99V101H132V99L131 98H129ZM140 99V98H139ZM142 99H144V98H142ZM207 99H208V97H207ZM210 99H212L211 97H210ZM219 98L217 97V100H218ZM65 100V99H64ZM75 100V99H74ZM78 100V99H77ZM83 100V99H82ZM89 100V99H88ZM243 100V101H244ZM86 101V100H85ZM84 101V102H85ZM133 101H134V99H133ZM141 101H143V100H141ZM183 101H188V102H195V103H191V105L187 102V104H189V105H187V106H189L188 108H187V106H182V103H183ZM210 101V100H209ZM219 101V100H218ZM217 101V102H218ZM230 101V100H229ZM69 102V101H68ZM73 102V101H72ZM71 102V100H70V103H72ZM75 102V101H74ZM83 102V101H82ZM104 102V101H103ZM200 102L202 103V104H200ZM221 102H223V99H222V101ZM225 102V101H224ZM223 102V103H224ZM259 102V103H258ZM80 103V102H79ZM101 103V102H100ZM136 103V102H135ZM138 103V102H137ZM142 103V102H141ZM214 103V102H213ZM229 103V102H228ZM241 103V102H240ZM75 104H76V102H75ZM84 104V103H83ZM215 104V103H214ZM102 105V104H101ZM130 105H131V107H130ZM212 105V104H211ZM223 105V104H222ZM109 106V105H108ZM107 106V107H108ZM139 105H137L136 107H138ZM194 106V105H193ZM214 106V105H213ZM216 106H217V104H216ZM215 106V107H216ZM79 107H81V106H79ZM106 107V108H107ZM221 107V106H220ZM255 107V108H256ZM17 108H20V107H17ZM109 108V107H108ZM110 108H112V107H110ZM129 108H131V109H129ZM80 109H82V111H84L83 110V108H80ZM102 109H105V107L103 108L102 107ZM159 109V110H158ZM191 109H192V107H191ZM193 109H194V107H193ZM214 109V108H213ZM107 110V109H106ZM109 110V109H108ZM189 110V109H188ZM212 110V109H211ZM224 110V109H223ZM252 110V109H251ZM255 110V109H254ZM21 111V110H20ZM81 111V110H80ZM159 111V112H158ZM169 111V112H168ZM210 111V110H209ZM134 112H135V110H134ZM188 112V111H187ZM202 112V111H201ZM217 112V111H216ZM19 113V112H18ZM85 113V112H84ZM83 113V114H84ZM160 113H162L161 115H171L173 118L172 119H175V124H176V126H173V128H168V127H166V129L162 132V133H158L157 135H154V134H150L149 133V124H151V123H154V124H156L157 123V121H156V123L155 122H152L151 121V123H149L148 124V122H145L148 118L147 117H149V116H154V115H156V114H158V116H159V114ZM195 113V112H194ZM197 113V112H196ZM200 113V112H199ZM199 113H198V115H199ZM50 114V113H49ZM81 114H82V112H81ZM110 114V113H109ZM193 114V113H192ZM201 115H202V113H200ZM215 114V113H214ZM222 114V113H221ZM21 115V114H20ZM201 115H200V117H201ZM204 115V114H203ZM208 115H209V113H208ZM52 116V115H51ZM82 116V115H81ZM85 116V115H84ZM110 116H112V115H110ZM192 116V115H191ZM194 116V115H193ZM16 117V116H15ZM14 117V118H15ZM17 117H19V115L17 116ZM45 117V116H44ZM143 117L145 118V119H143ZM155 117V116H154ZM160 117V116H159ZM158 117V118H159ZM162 117V116H161ZM168 117V116H167ZM198 117V116H197ZM203 117V116H202ZM6 118H10V116L9 117H7L6 116ZM13 118V117H12ZM13 118V119H14ZM151 118V117H150ZM149 118V119H150ZM163 118V117H162ZM22 119V118H21ZM41 119H43L42 117H41ZM45 119H47L46 117H45ZM52 119V118H51ZM50 118H49V120H51ZM148 119V120H149ZM195 119V120H194ZM200 119V118H199ZM203 119H204V117H203ZM202 118H201V120L202 121H204ZM24 120V119H23ZM44 120V119H43ZM48 120V119H47ZM55 120V119H54ZM152 120V119H151ZM155 120H157L156 118H155ZM154 119H153V121H155ZM21 120H19V118L17 119V118H15L14 120H7L6 122H4L3 124H0V149H2L1 147L2 146H6V143H8L9 141H11L10 139H12L11 137H14L16 134L18 135H20L21 134V130H23L22 128V125H24V124H21V122H20ZM34 121V120H33ZM39 121V120H38ZM45 121V120H44ZM24 122V121H23ZM35 122V121H34ZM33 122V123H34ZM40 122V121H39ZM39 122H37V123H39ZM220 122L222 123V124H229L230 125V127H231V130H230V132L232 133H229V138L231 139V141L229 142V145L227 146V147H223V146H221V145H223L222 144V142H223V138H224V130L225 129H223L219 124H220ZM46 123V122H45ZM112 123V122H111ZM173 123V122H172ZM197 123H199V122H197ZM47 124H48V122H47ZM200 125H201V123H199ZM39 125V124H38ZM46 125V124H45ZM63 125V124H62ZM25 126H27L26 124H25ZM40 126H41V123H40ZM39 126V127H40ZM57 126H59V125H57ZM56 126V127H57ZM235 126H238V130H235ZM38 127V128H39ZM45 126H43V130L42 131H44V133H45V131H46V128H44ZM55 127V128H56ZM151 127V126H150ZM171 127V126H170ZM227 127V126H226ZM25 128V127H24ZM28 128L30 129V126H28ZM50 128V127H49ZM54 128V127H53ZM52 128V129H53ZM62 128H63V126H62ZM115 128V129H116ZM164 128V127H163ZM228 128V127H227ZM25 129H27V128H25ZM24 129V130H25ZM29 129H27V130H29ZM51 129V128H50ZM57 133L59 132V134L61 133L60 132V130L61 129H59L58 127H57ZM26 130V131H27ZM55 130V129H54ZM62 130H64V129H62ZM146 130H148V131H146ZM154 130V129H153ZM229 130V129H228ZM235 130V131H234ZM48 131V130H47ZM51 131V130H50ZM56 131V130H55ZM54 131V132H55ZM151 131H152V129H151ZM110 132V131H109ZM52 133H53V131H52ZM56 133V134H57ZM154 133V132H153ZM228 133V132H227ZM110 134V133H109ZM14 135V136H13ZM16 135V136H17ZM52 135V134H51ZM113 136V135H112ZM226 136H227V134H226ZM19 137V136H18ZM18 137H14V138H16V140H17V138ZM29 137V136H28ZM109 137V136H108ZM228 137V136H227ZM20 138H22V137H20ZM23 138H24V136H23ZM27 139V138H26ZM28 140H30V139H28ZM226 140H227V138H226ZM225 141V140H224ZM101 142V141H100ZM226 142V141H225ZM60 143V142H59ZM228 143V142H227ZM10 144L11 143H9V146H10ZM16 144V143H15ZM47 144V143H46ZM98 144V143H97ZM12 145H13V142H12ZM11 145V146H12ZM30 145V144H29ZM63 145H64V142H63ZM63 145H61V147L63 146ZM34 146V145H33ZM60 146V145H59ZM65 146H67V145H65ZM47 147V146H46ZM75 147V146H74ZM84 147H86V146H84ZM5 148H7V147H5ZM9 148V147H8ZM13 148V147H12ZM11 147H10V149H12ZM44 148L45 147H43V150H44ZM64 148V147H63ZM216 148H220L221 149V151H222V153L224 154L223 156H225L226 157V159H225V162L224 161H222V162H220V166H221V168H222V170L220 169V171H224V173H222V172H220V173H212V172H210V174H211V180H210V182L208 181L207 183H204V181H202V179L201 178H203V176L201 177V175L202 174H205L204 173V171H206V170H202V168L204 167V161L205 160H203V163H201L202 162V158L203 157H205V158H207V159H210L209 157H211V159H212V155L211 154H213V153H210V151L211 150H213V149H216ZM4 149V148H3ZM35 149H36V147H35ZM40 150H41V148H39ZM38 149V150H39ZM48 150L49 148H45V150ZM9 149H7V150H3L4 152H6V151H8ZM13 150V149H12ZM11 150V151H12ZM18 150V149H17ZM31 150V149H30ZM60 150V149H59ZM59 150H57L59 153L58 154H60V151ZM61 150H62V148H61ZM64 150V149H63ZM63 150H62V152H63ZM15 151V150H14ZM50 153L48 154V153H43V157H41L42 158V160H41V158H40V160H41V167L39 168V170H38V172H37V175L36 176H34V177H28V176H24L23 175V173L21 174L22 175V178L21 179H19L18 181H20V187H19V191L21 192V200H22V206L23 207H30V208H32L31 207V205L34 203L35 205L34 206H37V207H39L40 209L41 208H45V206H47L46 205V202H48V203H50V205L52 204V207H53V205H55L56 204V206H57V204L59 203H56L57 202V200H55V199H57V198H55L57 195H59L60 194V192L62 191V190H65V188H68V187H70L71 185H72V183H75V181H79L80 182V179L82 180V178L85 176V178L86 177H88L89 175H90V173H91V171H92V169H93V167H95V166H92L91 165V163L87 160V159H89V158H87V159H85L86 157H85V155H84V152L81 150V149H79V148H76L75 147V149H73L72 150V152H71V154L69 155V156H66L65 155V153L63 152V155H59V156H57L56 155V153L57 152H55L54 154L56 155V156H54V154H53V156H52V154H51V151H50V149L48 150ZM71 151V148L69 149V152ZM214 151V150H213ZM3 152V154L4 155H6L5 153ZM41 152V151H40ZM45 152V151H44ZM61 152V153H62ZM67 152V151H66ZM232 152H234V153H232ZM0 153H2V151H0ZM8 153V152H7ZM15 153H16V151H15ZM145 153V152H144ZM220 153V152H219ZM3 154H0V196L1 197H3L4 195H5V187H6V184L10 181V179H13V177H11L10 178V175L12 176L13 174H15V172L17 171L16 169V167L17 166H19V165H17L16 167H15V164L13 165V163L12 162H14V161H12L13 160V156L12 155H10V153L8 154V156H3ZM14 154V153H13ZM25 154V153H24ZM42 154V153H41ZM51 154V155H50ZM67 154V153H66ZM69 154V153H68ZM147 154V153H146ZM10 155V156H9ZM37 155V154H36ZM65 155V156H64ZM136 155V156H137ZM149 155V154H148ZM222 155V154H221ZM89 156V155H88ZM216 156H218V155H216ZM90 157V156H89ZM102 157V156H101ZM101 157H100V159H101ZM213 157L214 158H216L215 157V155H213ZM224 157V158H225ZM34 158H36V157H34ZM92 158V157H91ZM135 157L133 156V158L132 159H134ZM140 158H141V156H140ZM146 158V157H145ZM213 158V159H214ZM217 158H219V157H217ZM123 159V158H122ZM125 160H126V158H124ZM83 160H87V161H85L84 162V167H83V169L81 170L80 168H79V171L77 170L78 168L76 167V164L79 162H81V161H83ZM142 160V159H141ZM215 160H219V159H215ZM98 161H100L99 159H98ZM147 161V160H146ZM212 161H214V160H212ZM16 164H18V161L16 160ZM38 162V161H37ZM77 162V163H76ZM142 162V161H141ZM206 162H208V161H206ZM210 162H211V160H210ZM215 162H217V161H215ZM15 163V162H14ZM40 163V162H39ZM76 163V164H75ZM81 163H83V162H81ZM99 163V162H98ZM102 163V162H101ZM107 163V162H106ZM118 164H121V163H119V162H117ZM148 163H147V165H148ZM209 163V162H208ZM212 163V162H211ZM210 163V164H211ZM64 164H66V165H69V168H70V170H65L66 171V173H65V175H61V177H59V178H57V180H54L56 177H57V173L61 170V166L62 165H64ZM96 164V163H95ZM114 167L115 166H117V168H118V164H116L115 162H114ZM144 164V163H143ZM210 164H209V166H210ZM216 164V163H215ZM214 163H213V165H215ZM149 165H151V164H149ZM65 166V165H64ZM109 166H110V164H109ZM112 167H113V165H111ZM145 166V165H144ZM205 166H207V164L205 165ZM211 166H212V164H211ZM68 167V166H67ZM105 167V166H104ZM124 167H122L121 166V168L123 169ZM148 167V166H147ZM215 167V166H214ZM101 168H103V167H101ZM108 168V167H107ZM117 168H115V170L117 169ZM208 168V167H207ZM213 168V167H212ZM38 169V168H37ZM204 169V168H203ZM211 169V168H210ZM215 169H218V165L215 167ZM215 169H213V170H215ZM225 169V170H224ZM19 170V169H18ZM64 170V169H63ZM80 170H81V172H80ZM99 170V169H98ZM97 170V171H98ZM104 170V169H103ZM102 170V171H103ZM110 170H111V167H110ZM112 170H113V168H112ZM111 170V171H112ZM118 170V169H117ZM126 170V171H127ZM23 171V170H22ZM25 171V170H24ZM37 171V170H36ZM109 171V170H108ZM123 171H124V169H123ZM212 171V170H211ZM18 172V171H17ZM110 172V171H109ZM116 172V171H115ZM120 172V171H119ZM118 172V173H119ZM137 172H139V173H137ZM150 172V171H149ZM60 173V172H59ZM94 173V172H93ZM114 173V170H113V172H112V174ZM121 173H122V171H121ZM19 174V173H18ZM17 174V175H18ZM30 174V173H29ZM116 174V173H115ZM120 174V173H119ZM160 174V173H159ZM208 174V173H207ZM16 175V174H15ZM26 175V174H25ZM27 175H28V173H27ZM110 175V174H109ZM92 176V175H91ZM94 176V175H93ZM206 177H207V175H205ZM104 177V176H103ZM128 176L126 175L124 178H127ZM169 177L167 178V179H169ZM110 178V177H109ZM122 178H123V175H122ZM121 178V179H122ZM164 178H166V177H164ZM170 178V179H171ZM96 179V178H95ZM105 179V178H104ZM108 179V178H107ZM107 179H105V180H107ZM110 179H112V177L110 178ZM120 179V178H119ZM128 179V178H127ZM86 180V179H85ZM90 180V179H89ZM88 180V181H89ZM114 180V179H113ZM132 180V179H131ZM203 180H204V178H203ZM14 181V180H13ZM17 181V180H16ZM83 181H84V179H83ZM93 181V180H92ZM101 181V180H100ZM108 181V180H107ZM132 181H134V180H132ZM131 181V182H132ZM165 181H166V179H165ZM170 181V180H169ZM168 181V182H169ZM10 182H12V181H10ZM78 182V183H79ZM87 182V181H86ZM95 182V181H94ZM124 182V181H123ZM172 182V181H171ZM182 182H184V181H182ZM14 183V182H13ZM17 183V182H16ZM78 183H77V186H78ZM84 183V182H83ZM89 183V182H88ZM91 183V182H90ZM93 183V182H92ZM117 180L115 179V182H113V181H109V182H106V183H99L98 184V188L100 189V195L102 194V197H104L105 199H104V203L101 201V200H99V201H97V203L96 204H98L99 203V205L101 206V202H102V204H104V206H106L107 205V207H108V204H106V197L108 198V196L110 195V198H113V199H115V200H118L119 202H121V203H119V204H121V205H123L122 207L124 208L123 210L124 211H121L120 209H119V204H115L114 202H109V201H107L109 204L110 203H114L115 205H119L118 207H117V209H116V207L114 206V205H112L111 207L113 208V209H111V211L109 212L110 213V215L108 216V218H107V220H106V224H104L105 226H106V228H107V230H105L106 232H107V234L105 233V231H104V233H103V236L105 237V242H104V246L106 247V248H108V251L110 250V252H109V256H110V259H109V261L110 260H113V261H110V262H118V264H141V263H139V261H140V259H139V261H138V258H135V260H134V258H132V252L130 253V251H129V247H130V245H131V243H132V241H131V239L130 238H132V236L130 237L129 236V228H130V224L132 225L133 223L134 224H136V221L137 222H139V220H136V218H134V215L133 216H131L132 215V213L134 212V211H132L131 210V208H129L130 207V202H132L131 201V199L129 200V201H127V200H125L124 201V197L122 198L121 197V193H120V195H119V189L122 187V185H121V187L119 188L118 187V185H117ZM119 183H120V181H119ZM129 183V182H128ZM127 183V184H128ZM133 183V182H132ZM76 184V183H75ZM82 184V183H81ZM86 184V183H85ZM136 184L137 183H135V186H136ZM183 184V183H182ZM186 184V183H185ZM11 185V184H10ZM16 185V184H15ZM92 185V184H91ZM131 185V184H130ZM133 185H134V183H133ZM140 185V184H139ZM173 184H171V185H169V186H172ZM181 185V184H180ZM189 185V184H188ZM187 185V186H188ZM12 186H14V185H12ZM77 186H74V187H77ZM85 186V185H84ZM185 186V185H184ZM16 187V186H15ZM74 187H72V188H74ZM79 187H81V185H79ZM78 187V188H79ZM87 187H88V185H87ZM93 187V186H92ZM91 187V188H92ZM128 187H130L129 185H128ZM178 187V186H177ZM176 187V188H177ZM71 188V187H70ZM77 188V189H78ZM93 188H95V187H93ZM135 188V187H134ZM142 188V189H143ZM182 188V187H181ZM186 187H184V189H185ZM188 188V190L190 189L189 187H187ZM186 188V189H187ZM194 188H196V187H194ZM80 189V188H79ZM83 190H84V188H82ZM97 189V188H96ZM125 189V188H124ZM128 189V188H127ZM137 189V188H136ZM183 189V188H182ZM192 189V188H191ZM11 191H12V189H10ZM14 190V189H13ZM75 190H76V188H75ZM92 190V189H91ZM126 190V189H125ZM131 190V189H130ZM181 190V189H180ZM10 191V192H11ZM15 191V190H14ZM70 191V190H69ZM78 191V190H77ZM85 191V190H84ZM90 190H87V192H89ZM94 191V190H93ZM122 191V190H121ZM133 191V190H132ZM183 191V190H182ZM187 191V190H186ZM192 191H193V189H192ZM195 191V190H194ZM8 192V191H7ZM62 192H64V191H62ZM66 192V191H65ZM79 192V191H78ZM80 192H81V190H80ZM79 192V193H80ZM86 192V191H85ZM96 192H98V190H96ZM135 192H137V191H135ZM141 192V191H140ZM188 192V191H187ZM9 193V192H8ZM7 193V194H8ZM17 193H18V190H17ZM16 193V194H17ZM70 193H72V195L74 194L73 193V190L70 192ZM69 193V194H70ZM77 193V192H76ZM82 193H83V191H82ZM131 193V192H130ZM142 193V192H141ZM183 193H185V190L183 191ZM192 193V192H191ZM194 193V192H193ZM10 195H11V193H9ZM8 194V195H9ZM19 194V193H18ZM98 194V193H97ZM128 194H129V192H128ZM20 195V194H19ZM77 195V194H76ZM85 194L83 193V196H84ZM130 195V194H129ZM135 195V194H134ZM138 195H142V194H138ZM137 195V196H138ZM178 195V194H177ZM177 195H176V197H177ZM184 195V194H183ZM182 195V196H183ZM187 195V194H186ZM12 196V195H11ZM70 196V195H69ZM75 196V195H74ZM73 196V197H74ZM188 196V195H187ZM55 198L54 199V201H56V202H54V203H51V202H53V201H48L49 199L51 200L52 198ZM62 197L63 196H61V197H59V199L61 198V200H63L62 199ZM72 197V196H71ZM77 197H78V195H77ZM90 197V196H89ZM94 197V196H93ZM93 197H91V198H93ZM98 197V195L96 196V198ZM100 197V196H99ZM132 197H134L133 195H132ZM148 197V196H147ZM152 197V196H151ZM157 197V196H156ZM193 197V196H192ZM64 198V197H63ZM79 198H81V196L79 197ZM85 198V197H84ZM88 198V197H87ZM110 198L108 199V200H110ZM130 198V197H129ZM136 198V197H135ZM141 198V197H140ZM143 198H145V196H143ZM178 198V197H177ZM189 198V197H188ZM258 198V199H257ZM264 198V197H263ZM19 199V198H18ZM99 199V198H98ZM97 199V200H98ZM159 199V198H158ZM175 199V198H174ZM174 199H173V201H174ZM180 199H182L181 197H180ZM184 199H185V196H184ZM262 199V198H261ZM4 201H2L5 205L6 204H8V205H10V206H12L11 208H13L12 210H11V213L10 214H8L7 212V214L8 215H3V216H5L4 217V219H2V217H0V221H2V222H0V223H2L3 225H2V228L0 229V242H1V237H4V236H2V232L3 231H8V232H11V228H13V227H15V229L14 230H16V227L18 228V227H24V226H26V229L23 231L22 229V231H19L18 229V231H16V232H14L13 234V236H14V239L13 240H15L16 242H17V244H19V242L20 243H22V241L23 240H32V242H33V239H36V238H38V237H41V236H45V234H43V232L42 231H40V229L38 230L37 229V227H36V229H35V226H28V225H26V224H23L22 222H21V220H20V218L16 215V213H17V209H15L16 207L15 206H13L14 204H15V201H14V199H12L10 196L8 197V198H6V197H4V199H3ZM47 200V201H46ZM60 200V201H61ZM66 200V199H65ZM84 200V199H83ZM85 200H87V201H89L88 199H85ZM92 200V199H91ZM90 200V201H91ZM133 200V199H132ZM136 200H137V198H136ZM135 200V201H136ZM138 200H139V198H138ZM137 200V201H138ZM148 200V199H147ZM155 200H157V199H154V201ZM189 200H191V199H189ZM101 201V202H100ZM143 201V200H142ZM152 201V200H151ZM153 201V202H154ZM160 201H161V199H160ZM170 201V200H169ZM177 201H178V199H177ZM184 201V200H183ZM182 201V202H183ZM193 201V200H192ZM18 202V201H17ZM63 202L65 203L66 202V204H70V202H68L67 200L66 201H64L63 200ZM62 202V203H63ZM68 202V203H67ZM190 202V201H189ZM189 202H186V203H188V204H190ZM61 203V202H60ZM59 203V204H60ZM71 203H73V201L71 202ZM75 203V202H74ZM74 203H73V207H74ZM88 203V202H87ZM144 203H146L147 204V202H144ZM157 203V202H156ZM159 203V202H158ZM164 203V202H163ZM169 203V202H168ZM262 203V202H261ZM19 204H21V203H19ZM66 204H65V206H66ZM79 204V203H78ZM77 203L75 204V207H76V205H78ZM138 204V203H137ZM141 204V203H140ZM153 204V203H152ZM63 204H61V206H62ZM70 205H72V204H70ZM88 205V204H87ZM98 205V206H99ZM135 205V204H134ZM162 205V204H161ZM160 205V206H161ZM165 205V204H164ZM172 205V204H171ZM183 205V204H182ZM4 206V205H3ZM56 206H54V208H56ZM93 205H91V207H92ZM104 206H103V208H104ZM141 206L143 207V205H140V208H141ZM151 206H153V205H151ZM150 206V207H151ZM156 206V204H154V207ZM189 206V205H188ZM259 206V205H258ZM23 207H22V209H23ZM48 207V206H47ZM46 207V208H47ZM67 207H68V205H67ZM74 207V208H75ZM85 207V206H84ZM87 207V206H86ZM89 207V206H88ZM102 207V206H101ZM122 207H121V209H122ZM149 207V206H148ZM149 207V208H150ZM153 207V208H154ZM166 207V206H165ZM69 208H71V206L69 207ZM69 208H64V209H69ZM80 208V207H79ZM82 208V207H81ZM96 208V207H95ZM128 208L131 210V214H129V211H128ZM140 208H139V210H140ZM146 206L144 207V209L141 211V213L143 212V211H145L146 209H148V208H146ZM159 208V207H158ZM164 208V207H163ZM186 208V207H185ZM189 208V207H188ZM193 208V209H192ZM26 209V208H25ZM24 209V210H25ZM36 209V208H35ZM85 209V208H84ZM91 209V208H90ZM89 209V210H90ZM105 209V208H104ZM104 209H102V210H104ZM108 209V208H107ZM151 210H152V208H150ZM150 209H148V210H150ZM172 209V208H171ZM187 209V208H186ZM216 209V208H215ZM214 209V210H215ZM221 209V210H222ZM228 209V210H229ZM260 208H258V210H259ZM10 210V209H9ZM44 210V209H43ZM76 210V209H75ZM92 210V209H91ZM91 210H90V212H91ZM93 210H96V209H93ZM93 210H92V212H93ZM98 210V209H97ZM106 210V209H105ZM138 210V211H139ZM154 210L156 211V208H154ZM158 210V209H157ZM160 210H161V208H160ZM165 210H168V209H164V212H165ZM188 210H190V209H188ZM214 210H213V212H214ZM263 210V209H262ZM40 211H42V210H39V212ZM69 211L71 212V214H73L72 213V211L69 209ZM88 211V210H87ZM108 211V210H107ZM127 211V212H126ZM159 211V210H158ZM158 211H156V214H157V212ZM170 211H172V210H170ZM231 211V210H230ZM260 211V210H259ZM259 211H257V212H259ZM0 212H2V209L0 210ZM66 212V211H65ZM76 212V211H75ZM74 212V213H75ZM78 212H84V211H78ZM89 212V213H90ZM95 213H96V211H94ZM99 212H100V210H99ZM148 212V211H147ZM152 212V214H153V211H151ZM151 212H148V213H151ZM173 212V211H172ZM208 212V211H207ZM212 212V211H211ZM232 212V211H231ZM234 212V211H233ZM67 213V212H66ZM77 213V212H76ZM89 213H84V214H86V215H88ZM100 213H102V212H100ZM100 213H98V214H100ZM104 213L105 212H103V214H101V215H103V216H105L104 215ZM140 213V214H141ZM148 213H146V214H148ZM155 213V212H154ZM209 213H210V211H209ZM216 213V212H215ZM227 213V212H226ZM230 213V212H229ZM229 213H227L228 215H229ZM236 213V212H235ZM19 214V213H18ZM68 214H70V213H68ZM78 215H79V213H77ZM77 214H75L76 216H78ZM145 214V215H146ZM163 214V213H162ZM172 214V213H171ZM189 214V213H188ZM213 215H214V213H212ZM211 214V215H212ZM258 214V213H257ZM261 214V213H260ZM74 215V216H75ZM106 215H107V212H106ZM144 215V214H143ZM165 215V214H164ZM167 215V214H166ZM174 215L175 214H173V215H170L171 217H174ZM203 215V214H202ZM235 215H237V214H235ZM20 216V215H19ZM81 216V215H80ZM154 216L155 215H153V218H154ZM157 216V215H156ZM190 216H191V214H190ZM189 216V217H190ZM215 216H216V214H215ZM226 216V215H225ZM230 216V215H229ZM228 216V217H229ZM231 216H233V214L231 215ZM262 216V215H261ZM23 217V216H22ZM21 217V218H22ZM39 217V216H38ZM99 217H100V215H99ZM102 217V216H101ZM141 217V216H140ZM147 217V216H146ZM152 217V216H151ZM159 218L160 217H162V216H158ZM163 217H165V216H163ZM168 217V216H167ZM202 217V216H201ZM234 217V216H233ZM148 218V217H147ZM158 218V219H159ZM193 218V217H192ZM204 218V217H203ZM217 218H218V216H217ZM222 218H224V217H222ZM232 218V217H231ZM258 219H259V216L257 217ZM145 219V218H144ZM157 219V220H158ZM168 219V218H167ZM201 219V218H200ZM205 219H207L206 218V216H205ZM235 219H236V217H235ZM260 219H261V217H260ZM141 220V219H140ZM143 220V219H142ZM148 219H145V221L144 222H146ZM157 220H151V221H149V222H151L152 223V221H157ZM160 220H162V219H160ZM170 220V219H169ZM172 220V219H171ZM209 220V219H208ZM222 220H224V219H222ZM231 220V219H230ZM239 220V219H238ZM237 220V221H238ZM24 221V220H23ZM27 220H25V222H26ZM103 221V220H102ZM163 221H166L165 219H163ZM163 221H162V223H163ZM219 221V220H218ZM226 221V220H225ZM228 221V220H227ZM233 221H234V219H233ZM142 222V221H141ZM143 222V223H144ZM149 222H146V223H148L149 224ZM154 222V223H155ZM161 222V221H160ZM201 222H204V221H201ZM200 222V223H201ZM205 222H206V220H205ZM230 222H232V221H230ZM253 222V221H252ZM146 223H144V224H146ZM151 223L149 224V225H151ZM157 223H159L158 221H157ZM161 223V225H163ZM167 223V222H166ZM198 223H199V221H198ZM199 223V224H200ZM208 223H209V225L210 224H212V223H214V222H209L208 221ZM239 223H241V222H239ZM259 223V222H258ZM260 223H262V221L260 222ZM138 224V223H137ZM136 224V225H137ZM160 224V223H159ZM165 224V223H164ZM171 224H173V223H171ZM216 224V223H215ZM214 224V225H215ZM241 224H243V223H241ZM250 224H251V220H250ZM256 224V223H255ZM24 225V226H23ZM139 225H140V223H139ZM166 225V224H165ZM196 225V224H195ZM203 225V224H202ZM213 225V226H214ZM142 226V225H141ZM156 226H158V225H156ZM174 226V225H173ZM197 226V225H196ZM211 226V225H210ZM132 227V226H131ZM169 227H171L170 225H169ZM191 227V226H190ZM194 227V226H193ZM198 227V226H197ZM201 227V226H200ZM199 227V228H200ZM251 227H253V226H251ZM144 228V227H143ZM150 228V227H149ZM152 228V227H151ZM167 228V227H166ZM176 228H178V227H176ZM41 229H43V228H41ZM85 229V228H84ZM146 229H147V227H146ZM157 228H154L153 230H156ZM165 229V228H164ZM209 229V228H208ZM45 230V229H44ZM66 230V229H65ZM80 230V229H79ZM91 230V229H90ZM134 230V229H133ZM152 230V229H151ZM179 230V229H178ZM248 231H249V228L247 229ZM47 231V230H46ZM45 231V232H46ZM53 231L54 230H52V232L50 231V233H53ZM62 230H60V232H61ZM81 231V230H80ZM92 231V230H91ZM166 231H168V236L165 238V239H161V241H162V243L164 244V246L166 247V248H168L169 247V243L171 242V240H173V237H175V235L173 236V233H172V231H170V229L169 230H166ZM179 231H182V230H179ZM190 231V230H189ZM208 231V230H207ZM262 231H264V230H262ZM13 232V231H12ZM59 232V231H58ZM68 232V231H67ZM75 232H77V229L75 230H71V229H69V234H72V233H75ZM88 232V231H87ZM86 232V233H87ZM98 232V231H97ZM139 232V231H138ZM152 232H154V231H152ZM162 232H163V229H162ZM161 232V233H162ZM183 232V231H182ZM199 232V231H198ZM79 233V232H78ZM78 233H76V234H78ZM81 233V232H80ZM90 233V232H89ZM89 233H87V234H89ZM92 233V232H91ZM165 233V232H164ZM191 233V232H190ZM210 233V232H209ZM49 234V233H48ZM57 234V233H56ZM137 234V233H136ZM143 234V233H142ZM178 234V233H177ZM194 234V233H193ZM61 235V237L63 236L62 234H60ZM96 235H98V233H96ZM102 235V234H101ZM133 235H134V233H133ZM147 235V234H146ZM145 235V236H146ZM158 235V234H157ZM157 235H156V238L158 239V237H157ZM162 235H164V234H162ZM249 235V234H248ZM247 235V236H248ZM9 236H10V234H9ZM12 236V237H13ZM47 236V235H46ZM51 236V235H50ZM56 236V235H55ZM85 236V235H84ZM87 237H88V235H86ZM91 236H93V235H91ZM140 236V235H139ZM181 236V235H180ZM183 236V235H182ZM188 236V235H187ZM207 236H208V233H207ZM250 236V235H249ZM248 236V237H249ZM259 236V235H258ZM261 236V235H260ZM8 237V236H7ZM73 237H75V236H73ZM80 237V236H79ZM95 237V236H94ZM97 237V236H96ZM103 237V238H104ZM141 237V236H140ZM148 237V236H147ZM177 237H178V235H177ZM210 237V236H209ZM59 238V237H58ZM69 238V237H68ZM70 238H71V236H70ZM76 238V237H75ZM101 238V237H100ZM99 238V239H100ZM103 238H102V240H103ZM142 238V237H141ZM141 238H139V240L141 239ZM253 238V237H252ZM9 239V238H8ZM7 239V240H8ZM77 239H78V237H77ZM98 239V238H97ZM209 239V238H208ZM212 239H213V236H212ZM214 239H215V237H214ZM239 239H241V238H239ZM248 239V238H247ZM258 239V238H257ZM68 240V239H67ZM70 240V239H69ZM73 240V239H72ZM134 240H136V238L134 239ZM152 240V239H151ZM197 240V239H196ZM224 240H226L227 241V239H224ZM245 240V239H244ZM4 241H6L5 240V238H4ZM4 241H2V242H4ZM65 240H63V242H64ZM154 241L155 242H157V240L156 239H154ZM159 242H160V239L158 240ZM222 241H223V239H222ZM234 242H235V240H233ZM248 241V240H247ZM27 242H29V241H27ZM38 242V241H37ZM62 242V241H61ZM67 242V241H66ZM71 242V241H70ZM74 242V241H73ZM152 242V241H151ZM221 242V241H220ZM229 242L231 243V241H230V239H229ZM228 242V243H229ZM253 242V241H252ZM6 243V242H5ZM35 243V242H34ZM154 243V242H153ZM172 243V242H171ZM203 243V242H202ZM223 243H224V241H223ZM258 243L260 244V246H261V248H264V236L262 235L261 236V238H259V241H258ZM11 243H9V247L11 246L10 245ZM12 244L14 245V243H13V241H12ZM31 244V243H30ZM68 244H69V242H68ZM73 244V243H72ZM99 244V243H98ZM97 244V245H98ZM139 244V243H138ZM158 244V243H157ZM186 244H188V243H186ZM225 244H226V242H225ZM5 245H7V243L5 244ZM61 245V244H60ZM150 245V244H149ZM153 245V244H152ZM162 245V244H161ZM171 245V244H170ZM175 245H176V241H175ZM174 245V246H175ZM221 246H222V244H220ZM232 245V244H231ZM234 245V244H233ZM251 245H253V244H251ZM21 246H23L22 244H21ZM20 246V247H21ZM99 246V245H98ZM143 246V245H142ZM179 246V245H178ZM254 246V245H253ZM12 247H14V246H12ZM27 247V246H26ZM53 247V245L51 246V248ZM72 247V246H71ZM144 247V246H143ZM150 247V246H149ZM148 247V248H149ZM154 247V246H153ZM171 247H173V246H171ZM194 247V246H193ZM232 247V246H231ZM249 247H250V245H249ZM255 247V246H254ZM15 248V247H14ZM27 248H29V246L27 247ZM69 248V247H68ZM134 248V247H133ZM146 248H147V246H146ZM158 248V247H157ZM5 249V246H2V244H0V257H5V259H3V260H5L4 262H2V261H0V264H30V263H26L27 261H28V258H29V256L28 255H26L27 253L26 252H24V251H21L20 253H18L16 250H13V249H10L11 251H10V253L8 254V253H6V251L4 250ZM16 249H17V247H16ZM25 249V248H24ZM75 249V248H74ZM132 249V248H131ZM173 249V248H172ZM175 249V248H174ZM173 249V250H174ZM229 249V248H228ZM256 249V248H255ZM43 250V249H42ZM135 250V249H134ZM176 250V249H175ZM251 250H252V248H251ZM264 250V249H263ZM68 251L69 250H67L66 248H57V249H48V250H46V251H40V252H38V253H36V259L38 260L35 264H40L41 262H43V261H53V260H57V259H60V258H70V257H74V255H76V254H74V255H72V256H70V254L68 253ZM136 251V250H135ZM141 251V250H140ZM148 252H150V254H151V250L149 251V250H147ZM165 251V250H164ZM169 251V250H168ZM167 251V252H168ZM172 251V250H171ZM255 251V250H254ZM258 251V250H257ZM8 252V251H7ZM102 252V251H101ZM154 252V251H153ZM153 252H152V254H153ZM166 252V251H165ZM252 252H253V250H252ZM72 253V252H71ZM107 253V252H106ZM178 253H179V251H178ZM190 252H189V250H186L185 251V255H187L188 256V254H189ZM257 253V252H256ZM258 253H259V251H258ZM78 254V253H77ZM102 254H105V253H102ZM137 254V253H136ZM135 254V255H136ZM139 254H140V252H139ZM139 254H138V256H139ZM141 254H144V253H142L141 252ZM148 254V253H147ZM151 254V255H152ZM165 254V253H164ZM173 254H174V252H173ZM146 255V254H145ZM150 255V256H151ZM166 255V254H165ZM168 255V254H167ZM179 255L181 256V254L179 253ZM80 256V255H79ZM154 256V255H153ZM153 256H152V258H153ZM158 256V255H157ZM186 256V257H187ZM190 256V255H189ZM72 257V258H73ZM103 257V256H102ZM143 257H144V255H143ZM142 257V258H143ZM146 257V256H145ZM168 257V256H167ZM170 257V256H169ZM168 257V258H169ZM182 257V256H181ZM224 257H225V255H224ZM20 260H19V259ZM71 258V259H72ZM99 258V257H98ZM104 258H105V256H104ZM151 258V259H152ZM164 258H165V256H164ZM175 258H176V254H175ZM178 258V257H177ZM180 258V257H179ZM178 258V259H179ZM66 259V260H67ZM102 259V258H101ZM158 259H160L159 257H158ZM172 259V258H171ZM173 259H174V257H173ZM183 259V258H182ZM223 259V258H222ZM74 260V259H73ZM77 260V259H76ZM142 260L143 259H141V261L140 262H142ZM150 260V259H149ZM157 260V259H156ZM167 259H165V261H166ZM258 260H259V258H258ZM58 261V260H57ZM60 261V260H59ZM68 262H69V259L67 260ZM72 261V260H71ZM77 261H79V259L77 260ZM95 261V260H94ZM97 261H98V259H97ZM144 261V260H143ZM151 261V260H150ZM162 261H163V259H162ZM161 261V262H162ZM170 261V260H169ZM261 261V260H260ZM64 262V261H63ZM102 262V261H101ZM108 262V261H107ZM153 262V261H152ZM160 261H159V263H161ZM179 262V261H178ZM224 262V261H223ZM50 263V262H49ZM74 263H75V261H74ZM78 263V262H77ZM86 263H87V261H86ZM104 263V262H103ZM143 263V262H142ZM146 263V262H145ZM155 263H156V261H155ZM169 263V262H168ZM259 263V262H258ZM65 264V263H64ZM67 264V263H66ZM73 264V263H72ZM93 264H96V263H93ZM109 264H111V263H109ZM147 264V263H146ZM170 264V263H169ZM237 264H238V262H237Z\"/></svg>", "mask_w": 264, "mask_h": 264}]
</instances>
